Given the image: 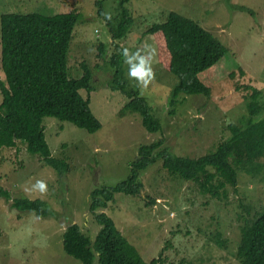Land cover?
<instances>
[{"label": "rangeland", "instance_id": "1", "mask_svg": "<svg viewBox=\"0 0 264 264\" xmlns=\"http://www.w3.org/2000/svg\"><path fill=\"white\" fill-rule=\"evenodd\" d=\"M97 1L0 0V14L78 10L67 53L68 75L79 78L83 62L90 67L93 90L87 94L81 89V94L89 97V107L101 123L90 133L68 121L43 118L52 156L69 164L63 173L29 152L24 142L0 149V186L11 198H40L54 211L38 217L11 208L12 200L0 197V264H82L64 251V228L77 223L94 238L100 226L87 209L89 193L126 179L140 144L163 137L162 146L171 153L196 158L226 140L230 124L243 127L254 92L248 85L260 91L257 100L264 108V0H130L125 6L135 21L119 40L112 39L106 19L98 15ZM118 1L102 0L101 6L118 14ZM171 11L199 23L226 48L213 66L198 74L210 88L208 96L181 93L171 103L176 77L158 62L154 35L145 33ZM100 42L106 44L103 59L98 56ZM114 43L123 50L126 78L160 119V132L147 131L137 112L119 114L127 98L113 90L110 81ZM140 67L143 78L132 75ZM141 182L138 194L115 193L98 211L113 220L144 261L159 257V264H238L241 226L264 204L263 169L238 172L234 186L218 187L214 195L195 180L170 174L159 159L141 173ZM211 183L218 184L217 178Z\"/></svg>", "mask_w": 264, "mask_h": 264}, {"label": "trees", "instance_id": "2", "mask_svg": "<svg viewBox=\"0 0 264 264\" xmlns=\"http://www.w3.org/2000/svg\"><path fill=\"white\" fill-rule=\"evenodd\" d=\"M129 1H118L117 7L114 6L118 14L113 10L104 11L102 0L96 2L100 6L97 13L106 19L113 40L124 39L134 24L135 20L125 6ZM79 15L77 9L50 15L18 11L0 14L1 69L4 74V80L0 81V149L13 147L17 141L24 142L29 152L38 154L46 165L59 173L68 171L69 164L65 159L52 156L45 139L43 118L68 121L90 133L101 128L89 107V97L81 94V89L87 94L93 90L92 70L83 62V73L79 78L68 75L67 53ZM145 33L154 35L158 62L176 77L171 103L181 93L210 94V88L198 74L213 66L226 52L217 37L199 23L174 11L169 12L163 22L151 24ZM105 45L100 42L98 46V56L102 59ZM114 45L117 53L109 59L113 67L110 81L113 90L127 98L119 114L137 112L147 131L160 132V119L147 99L126 78L123 50ZM248 88L254 92L248 104L247 121L243 127L230 124L231 135L215 150L191 158L171 153L162 146L163 137L140 144L126 179L112 186L94 187L89 193L87 209L100 226L94 238L86 235L77 223H70L62 235L64 251L82 264H94V261L96 264H159V257L144 261L113 220L98 209L106 208L115 193L138 194L143 187L141 173L159 159L170 174L195 180L202 190L214 195L218 187L228 183L234 186L238 172L252 174L254 169L264 170V108L257 100L260 91L253 86L248 85ZM216 178L218 184L213 185L211 181ZM0 197L11 199L9 206L17 211H30L38 217L54 215L43 199L11 198L8 190L1 186ZM235 255L238 264H264V204L254 218L241 226Z\"/></svg>", "mask_w": 264, "mask_h": 264}, {"label": "clouds", "instance_id": "3", "mask_svg": "<svg viewBox=\"0 0 264 264\" xmlns=\"http://www.w3.org/2000/svg\"><path fill=\"white\" fill-rule=\"evenodd\" d=\"M132 75L143 78L144 75H145V72H144L143 68L140 67V68H136V69L133 71ZM43 189H44V186L41 185V190L43 191Z\"/></svg>", "mask_w": 264, "mask_h": 264}]
</instances>
